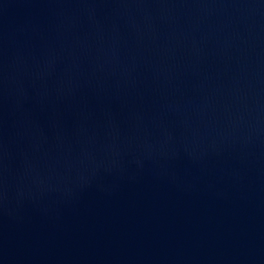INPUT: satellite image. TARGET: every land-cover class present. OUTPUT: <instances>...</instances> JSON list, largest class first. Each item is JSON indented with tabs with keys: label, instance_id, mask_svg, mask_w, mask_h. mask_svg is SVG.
I'll list each match as a JSON object with an SVG mask.
<instances>
[{
	"label": "water",
	"instance_id": "water-1",
	"mask_svg": "<svg viewBox=\"0 0 264 264\" xmlns=\"http://www.w3.org/2000/svg\"><path fill=\"white\" fill-rule=\"evenodd\" d=\"M0 264H264V0H44Z\"/></svg>",
	"mask_w": 264,
	"mask_h": 264
}]
</instances>
